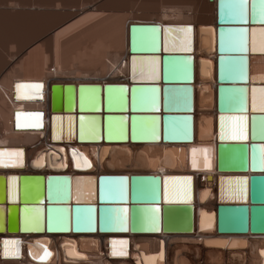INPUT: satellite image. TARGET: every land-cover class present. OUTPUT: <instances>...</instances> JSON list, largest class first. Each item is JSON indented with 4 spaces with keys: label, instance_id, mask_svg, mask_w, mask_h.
I'll return each mask as SVG.
<instances>
[{
    "label": "bare ground",
    "instance_id": "obj_1",
    "mask_svg": "<svg viewBox=\"0 0 264 264\" xmlns=\"http://www.w3.org/2000/svg\"><path fill=\"white\" fill-rule=\"evenodd\" d=\"M27 13L35 17L26 21L21 16ZM136 24H193L192 141L113 143L98 138L99 141L77 142L73 119V137L62 140L63 124L59 119L54 120L53 133H61L60 140L51 141L50 115L93 114L102 118L106 113H121L102 110V86L130 84L129 26ZM202 24L209 26L199 28ZM217 25L216 0H156L155 3L152 0H0V34L4 35L0 36V50L18 51L10 54V58L6 52L4 55L0 52V147L9 145L8 142L23 145L37 141L28 135L13 133V126L42 127L38 134L55 144L43 147L34 161L22 168L0 166V237L19 238L0 242V254L6 258L21 255L20 260H0V264H264V235L216 233L217 204L246 200V178L241 176L251 174L221 173L216 168L219 140L246 139L245 120L217 117L216 87L219 81L246 79L245 61L240 60L235 70L228 71L230 68L223 70L226 62L221 59L217 68ZM27 31L30 36H23ZM20 39L22 41L18 42ZM234 41H229V36L225 35L221 49L227 50ZM252 41L261 49L264 36L260 29L253 31ZM249 76L251 83H264V55L252 58ZM22 80H44L45 83L38 89L18 88L21 84L13 87L15 81ZM91 84L99 85L101 89L90 94L86 106L93 111H78L76 105L69 111L61 107L51 110L52 85H72L75 90L78 85ZM13 96L41 100L16 102ZM55 99V104L57 101L62 104V90H56ZM258 99L261 107L264 103L261 92ZM24 107L43 112L18 111ZM124 122L115 123L120 132H126ZM240 135L245 138H236ZM179 138L186 139V134ZM68 155L71 162L66 161ZM85 158L90 167L85 165ZM221 161L239 165L241 153L227 147ZM78 162L80 167H77ZM98 174L191 175L182 179L165 178L163 185L166 200L187 202L192 180L194 232L181 235L132 233L127 206H96L95 222L86 230L91 231L89 233L70 230L48 234L43 231L42 217L36 210L29 218L26 216V226L39 232L5 231L8 207L15 205L18 211L24 204L18 199L19 176L41 175L44 179L49 175H69L70 185L60 183L54 193L60 197L69 192L72 202L95 204L94 178L73 176ZM125 221L127 230H124ZM150 225L151 229L158 230L155 221L152 220ZM122 232L124 234H115ZM121 235L127 237L128 256L123 261L112 262L109 256H124L113 255L114 250L126 253V241L121 244L120 240L110 239ZM17 241L19 244L14 243Z\"/></svg>",
    "mask_w": 264,
    "mask_h": 264
},
{
    "label": "water",
    "instance_id": "obj_2",
    "mask_svg": "<svg viewBox=\"0 0 264 264\" xmlns=\"http://www.w3.org/2000/svg\"><path fill=\"white\" fill-rule=\"evenodd\" d=\"M240 11V0H216V23L220 26L217 30V68L221 59H225L223 63L226 62L223 70L230 68L228 71L235 70L240 60L246 62V79H223L216 87L217 117L243 116L246 124L245 140L217 142L216 168L221 173L251 174L241 176L246 178V200L217 204L216 233L264 235V111H260L257 102L264 83H251L249 76L252 58L264 55V51L254 46L252 41L253 31L264 28V0H245L243 17ZM186 27L192 29L190 34L174 31ZM225 35L229 36V41H236L223 51L222 39ZM189 44L190 51L181 50ZM129 53L130 84H104L100 99L104 112L121 113H106L102 118L93 114L50 115L51 141L60 140L61 133H53L54 120L59 119L63 124V141L73 137V120L77 142L99 141L98 138L113 143L192 141L193 27L185 24L130 25ZM154 60L158 62L155 65L152 63ZM154 72L157 73L156 79L151 78ZM56 90H62V104L60 101L55 104ZM98 90H101L100 86L95 84L78 85L75 90L72 85H52L51 110L61 107L69 111L76 105L78 111H93L86 105L90 94L94 91L98 93ZM98 100L96 97L95 101ZM119 121H125L126 132L118 130L115 123ZM173 134L180 137L186 134V139L171 136ZM227 147L240 151L239 165L221 161ZM73 177L94 178L95 204L72 202L69 192L60 197L54 193L58 184L70 185L69 175H49L44 179L41 175L19 176L18 199L24 204L18 207V211L15 205L8 207L5 231L39 232L26 226V216L29 218L31 212L36 210L42 217V229L48 234L70 230L91 232L86 230L95 222L96 206H127L129 230L132 233L181 235L194 232L192 180L190 200L187 202L166 200L163 185L165 178L182 179L191 175L98 174ZM228 177L237 176H222ZM152 220L158 230L151 229Z\"/></svg>",
    "mask_w": 264,
    "mask_h": 264
},
{
    "label": "snow or ice",
    "instance_id": "obj_3",
    "mask_svg": "<svg viewBox=\"0 0 264 264\" xmlns=\"http://www.w3.org/2000/svg\"><path fill=\"white\" fill-rule=\"evenodd\" d=\"M244 3H245V0H240V4H241L240 14H241V17H243V14H244V12H243V4ZM174 31L184 32V33H189L190 34L191 31H192V29L190 27H186V28H177V29H174ZM260 33H261L262 36H264V29H260ZM240 46H241V48L243 47V38H241ZM181 50L182 51H190L191 50L190 44H189L188 47H185V48H183ZM261 51H264V44H262V46H261ZM152 63L155 65L158 62L154 60ZM134 69H135V64H134ZM151 78L152 79H156L157 78V73L154 72ZM19 87H32V88H37L38 89V88L41 87V85H39V84H33V85H18V88ZM259 91L261 92L262 96H264V89H260ZM18 98H20V97H18ZM254 99H255V94H254ZM260 111H264V103L261 104ZM35 115H39V114H35ZM222 119H224V118H222ZM229 119H237V120H240V121H244L245 120V117H243V116H240V117H229ZM18 126H20V125L18 124ZM37 126H39V125H37ZM82 135H83V132H82ZM236 138H238V139H244L245 137L243 135H240V136H237ZM84 163H85V165H87L89 167L91 166L88 163V161H87L86 158L84 160ZM0 166H2V167H18V166H23V153L21 151H0ZM77 167H80L79 162L77 163ZM166 195H167V192H166ZM124 211L127 212V209H125ZM124 230H127V228H126V221H125V225H124ZM14 243L19 244L18 241L17 242H14ZM120 243L121 244H125L126 242L121 241ZM16 254L18 255V249L16 251ZM125 254L126 253L123 250H120V251L114 250L113 251V255H125ZM5 255H7V252H5Z\"/></svg>",
    "mask_w": 264,
    "mask_h": 264
},
{
    "label": "rangeland",
    "instance_id": "obj_4",
    "mask_svg": "<svg viewBox=\"0 0 264 264\" xmlns=\"http://www.w3.org/2000/svg\"><path fill=\"white\" fill-rule=\"evenodd\" d=\"M133 1H135V0H133ZM155 1H156V0H152L153 3H155ZM157 1L159 2V0H157ZM130 3H131V2H130ZM130 3L128 4V6L130 5ZM133 3H134V2H133ZM131 4H132V3H131ZM80 12H81V11H79L78 14H80ZM76 15H77V14L71 16L70 18H68V20L73 19V17H75ZM21 17H22V18H26V21H30V20H31L32 18H34L35 16L32 15V14H28V13H27L26 15H23V16H21ZM62 17H64V15H63ZM128 21H129V20H128ZM9 27H11V26H9ZM14 27H15V26H14ZM15 28H16V27H15ZM29 32H30V31H29ZM29 32L27 31L26 33H24L23 36H30V35H28ZM0 36H1V37H4L3 34H2V35L0 34ZM24 38H25V37H24ZM22 39H23V38H22ZM22 39H20L18 42L22 41ZM1 42H2V41H1ZM2 43H3V42H2ZM13 50H14V49H13ZM13 50H12V51H13ZM3 51H4V53H3ZM3 51L0 50L1 54L4 55L5 52H6L5 55H7V58H10V56H9L10 54L13 55V54H15L16 52H18L16 49H15L16 52H10V51H11L10 49L7 50V51H6V50H3ZM17 54H18V53H17ZM17 56H19V55H17ZM3 57H4V56H3ZM51 69H52V68H51ZM4 70H5V69H4ZM14 122H15V121H14Z\"/></svg>",
    "mask_w": 264,
    "mask_h": 264
}]
</instances>
